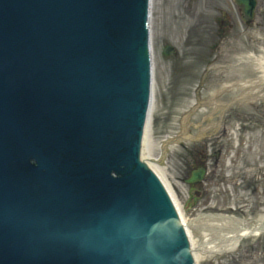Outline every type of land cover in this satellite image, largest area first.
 Instances as JSON below:
<instances>
[{
	"label": "water",
	"instance_id": "1",
	"mask_svg": "<svg viewBox=\"0 0 264 264\" xmlns=\"http://www.w3.org/2000/svg\"><path fill=\"white\" fill-rule=\"evenodd\" d=\"M233 2L242 21L254 19L256 0ZM150 9L151 0H0V264H195L143 157Z\"/></svg>",
	"mask_w": 264,
	"mask_h": 264
},
{
	"label": "rangeland",
	"instance_id": "2",
	"mask_svg": "<svg viewBox=\"0 0 264 264\" xmlns=\"http://www.w3.org/2000/svg\"><path fill=\"white\" fill-rule=\"evenodd\" d=\"M150 11L152 156L158 158L162 153L159 162L166 166L167 179L185 218L199 212H224L258 221L264 217V96L256 95L255 101L247 98V93L258 89L247 86L254 74L249 72V64L237 57L250 51L261 54L264 0H257L255 24L243 23L231 0H151ZM223 36L228 41L219 44L218 57L220 66L225 67L216 78L215 45ZM167 46L171 47L168 52ZM237 84L245 87L240 90ZM219 91L218 97L212 98ZM191 101L197 107L186 121L184 114L193 105ZM199 101L209 104L198 105ZM229 101L219 124L222 103ZM176 132L182 133V144L163 151L158 143ZM195 134L197 139L192 141L190 136ZM199 156L205 157L203 163ZM194 164L204 166L207 177L188 184L184 178ZM193 238L200 242L207 239L196 233ZM196 264H264V230L255 237L242 238L233 251L201 257Z\"/></svg>",
	"mask_w": 264,
	"mask_h": 264
},
{
	"label": "bare ground",
	"instance_id": "3",
	"mask_svg": "<svg viewBox=\"0 0 264 264\" xmlns=\"http://www.w3.org/2000/svg\"><path fill=\"white\" fill-rule=\"evenodd\" d=\"M255 32H257V30H255ZM257 33H259V32H257ZM254 40H256V39H254ZM262 46H259L262 50L261 54H259V55H256L250 51L246 55L244 54V56L242 55V56L237 57V61L244 60V62H246L245 64H249L248 65V66H250L249 72L254 74L253 77L248 79L250 83H248L247 86L252 87V88L256 87L258 89V90H255L254 92L247 93L246 96L248 99H253V97H255L256 95H264V47H262ZM221 67L223 68L225 66L221 65ZM236 80L237 79H235V81ZM242 81H244V80H242ZM229 82L230 81H228L227 83H229ZM232 82H233V85L237 83V82L234 83V81H232ZM224 84L227 85L226 83L223 82L222 85H224ZM237 85L240 86V90H241V87H245L244 84H237ZM245 92H246V90H245ZM243 94H245V93H243ZM256 98L257 97H255L254 99H256ZM153 102H152V104H153ZM192 104H193V102H192ZM150 119H151V117H150ZM150 123H149L148 129L145 132V137L143 140V157H146V158L149 157L150 160L152 161V163H150L152 169L155 171L157 176L161 179L162 183H164L166 189L168 190V193L170 194L173 205L178 212L179 217L185 223L186 231L189 235L191 245L193 246V254H194L193 256H194L196 262H197V259H199L201 257L204 258L206 256L222 255L223 253L231 252L235 249V247L238 245L239 241L242 238L255 237L264 230V217H261L258 221H255V222L246 221L244 219H239L233 215L217 216V215H211V214H201L200 216H198L197 218H194V219L185 218L183 213H182V209H181L182 205L180 204V201L177 199L174 191L171 189L172 185L170 187L171 183H169V181L167 179L166 166L162 165V163L159 162V160H158L159 158L153 157L151 154V148L153 145V140H152V136H151L152 132H151ZM195 135H198V134H195ZM173 137H175V139H177V140L182 138L181 135H177V134L169 135L166 137V139L164 141L159 142L158 146L161 147V149L163 151L164 150L166 151V149L168 151L169 150L172 151L178 145L177 141L174 140ZM171 143H172V145H171ZM194 233H196L199 237H204L207 239H205L203 242L202 241L200 242L199 240H195L193 238ZM195 250H198V252H197L198 254H195ZM196 262H195V264H196Z\"/></svg>",
	"mask_w": 264,
	"mask_h": 264
},
{
	"label": "flooded vegetation",
	"instance_id": "4",
	"mask_svg": "<svg viewBox=\"0 0 264 264\" xmlns=\"http://www.w3.org/2000/svg\"><path fill=\"white\" fill-rule=\"evenodd\" d=\"M225 15V13H223V16ZM223 22V21H222ZM231 28H232V25H231V23H228V31L230 32V30H231ZM223 41H228V37H222V39H220L219 41H218V43L215 45V49H216V60H217V65L215 66V68H216V78H220V70L221 69H224V67L222 68L221 66H219L220 64H218L219 62H220V58L218 57V55H220V48H219V44L220 43H222ZM225 66V65H224ZM222 89V88H221ZM217 93H220V91L219 92H217ZM216 93V94H217ZM201 141H204V138L201 140ZM204 159H205V157L204 156H199V161L201 162V163H203L204 162ZM200 166H198V165H196V164H194V165H192V167H191V169H190V171H192V170H194V169H196V168H199Z\"/></svg>",
	"mask_w": 264,
	"mask_h": 264
}]
</instances>
